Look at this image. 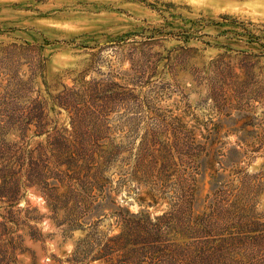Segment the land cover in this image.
Returning a JSON list of instances; mask_svg holds the SVG:
<instances>
[{"label":"rangeland","instance_id":"obj_1","mask_svg":"<svg viewBox=\"0 0 264 264\" xmlns=\"http://www.w3.org/2000/svg\"><path fill=\"white\" fill-rule=\"evenodd\" d=\"M253 220L264 0H0V264H239Z\"/></svg>","mask_w":264,"mask_h":264},{"label":"trees","instance_id":"obj_2","mask_svg":"<svg viewBox=\"0 0 264 264\" xmlns=\"http://www.w3.org/2000/svg\"><path fill=\"white\" fill-rule=\"evenodd\" d=\"M95 150L92 149L90 152H78V151H69V152H64V162L69 163V164H74L76 165L77 162H80V165H82L84 162H94L96 160V157L94 156ZM224 175L217 174V177L214 178V183L217 182V180H223ZM160 217V216H159ZM158 216L156 219L159 218ZM196 225H199L198 222H192L191 224V232L192 234H200L202 233L203 236L205 237L203 240H198L196 239L195 241L188 242L187 245H190L192 250L191 253L192 255L199 256L201 254H205V252L209 250H216L219 246L223 244H232L234 240H236V237L234 235V232H227L224 236H220V233H215L217 236L212 237V233L206 229L205 224L200 225L201 227H195ZM239 227L242 225H238ZM249 231L250 232H258L254 233L251 237L253 239V242H255L256 250L252 255H248L246 253H239L235 249L230 250V255L231 257L237 258V262L240 264H264V233L262 230L264 229V222H259V221H250L249 222ZM242 228V227H241ZM240 232V231H238ZM194 237L199 236V235H193ZM183 245L181 247V251L185 252L184 254L186 255V242H183ZM207 247V248H205ZM209 256V255H207ZM195 259V258H192ZM243 261V262H241Z\"/></svg>","mask_w":264,"mask_h":264}]
</instances>
